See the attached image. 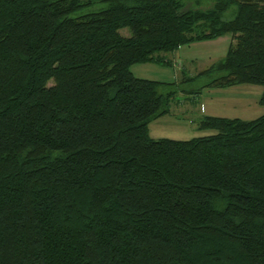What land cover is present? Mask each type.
I'll return each instance as SVG.
<instances>
[{
  "label": "trees",
  "instance_id": "obj_1",
  "mask_svg": "<svg viewBox=\"0 0 264 264\" xmlns=\"http://www.w3.org/2000/svg\"><path fill=\"white\" fill-rule=\"evenodd\" d=\"M226 35L195 91L132 72ZM237 85L264 87V0H0V264H264V114L149 130Z\"/></svg>",
  "mask_w": 264,
  "mask_h": 264
},
{
  "label": "rangeland",
  "instance_id": "obj_2",
  "mask_svg": "<svg viewBox=\"0 0 264 264\" xmlns=\"http://www.w3.org/2000/svg\"><path fill=\"white\" fill-rule=\"evenodd\" d=\"M121 33L126 37L130 35L128 29ZM231 43H234L232 36L226 35L209 42L183 46L179 51L165 54L166 59L173 61L172 66L137 64L132 67V72L140 79L177 83L181 86L180 91H195L213 77L183 84L184 75L186 78L194 77L223 60ZM166 90L163 89L162 92ZM263 93L262 86L237 85L206 88L201 94L194 96L180 94L169 115L150 123V136L154 139L186 141L212 135L214 132L199 128V122L204 117L256 120L264 114V107L260 104Z\"/></svg>",
  "mask_w": 264,
  "mask_h": 264
},
{
  "label": "crops",
  "instance_id": "obj_3",
  "mask_svg": "<svg viewBox=\"0 0 264 264\" xmlns=\"http://www.w3.org/2000/svg\"><path fill=\"white\" fill-rule=\"evenodd\" d=\"M205 42H209V41H205ZM231 44H232V43H231ZM179 50H180V49H179ZM179 50H178V51H179ZM170 60H171V59H170ZM171 61H172V60H171ZM172 62H173V61H172Z\"/></svg>",
  "mask_w": 264,
  "mask_h": 264
}]
</instances>
